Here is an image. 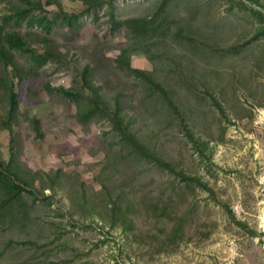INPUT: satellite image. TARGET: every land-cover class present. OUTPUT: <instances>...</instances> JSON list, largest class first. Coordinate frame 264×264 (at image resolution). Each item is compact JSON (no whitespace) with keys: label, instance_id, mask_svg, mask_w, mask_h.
<instances>
[{"label":"rangeland","instance_id":"rangeland-1","mask_svg":"<svg viewBox=\"0 0 264 264\" xmlns=\"http://www.w3.org/2000/svg\"><path fill=\"white\" fill-rule=\"evenodd\" d=\"M40 1L0 0L31 47L11 128L0 85V160L47 188L0 264H264V0ZM84 69L112 112L89 113Z\"/></svg>","mask_w":264,"mask_h":264},{"label":"trees","instance_id":"trees-1","mask_svg":"<svg viewBox=\"0 0 264 264\" xmlns=\"http://www.w3.org/2000/svg\"><path fill=\"white\" fill-rule=\"evenodd\" d=\"M49 1V0H47ZM40 0H36V3L28 0L27 4L21 6V9L19 11L21 12H27L31 7L39 6L41 7ZM143 26L138 30L137 28H134L137 26V20L136 19H130L125 21V25L129 28L133 29V35L135 37L140 35L147 34V25L148 22L142 23ZM29 42L20 35L19 32L12 31L9 34H6L4 32V29L0 26V65L6 69V70H12L11 77H9L8 82L0 81V85H3L4 88L8 91V100L10 109H8V120H9V128H11V122L13 119L17 118L18 116V107H19V94L15 91V84L14 79L18 78V73L20 71V66L18 62L14 60V56L11 53V50L15 49L16 47H27L31 48L29 46ZM127 50H122V58L125 60L126 64L129 66L130 60L127 56ZM82 81L85 85V87L91 88L93 92V99H92V105L94 106V109H90V114H97L100 113L99 111L105 110V111H111L107 103L103 100V98L100 96L98 90L96 88H92L90 86V75L88 69H84L82 74ZM61 91L65 92V94H68L70 96H74L76 93L75 89H64L61 88ZM81 94V92H79ZM98 103V104H97ZM100 107H98L97 105ZM96 106L98 108H96ZM114 117L119 118V112H114ZM60 173L56 172L55 176L53 177H59ZM52 177V178H53ZM45 177L41 178L42 184L43 181H45ZM51 179V178H49ZM196 181L194 178H190ZM36 179L35 176L29 175L23 167L18 164L15 157H11L10 161L5 163L2 160H0V230L8 228L10 226V221L13 217H15V210L19 204H23V201L25 200V194L32 195L35 197H38L37 194H45L46 186H42V189L38 188V186L35 184ZM49 188V186H48ZM118 201V200H117Z\"/></svg>","mask_w":264,"mask_h":264}]
</instances>
